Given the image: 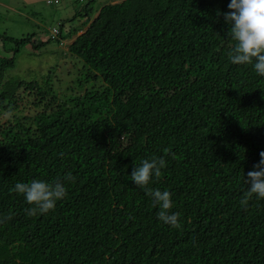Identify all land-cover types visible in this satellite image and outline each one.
<instances>
[{
	"label": "trees",
	"instance_id": "trees-1",
	"mask_svg": "<svg viewBox=\"0 0 264 264\" xmlns=\"http://www.w3.org/2000/svg\"><path fill=\"white\" fill-rule=\"evenodd\" d=\"M229 3L122 0L94 18L89 4L52 28L62 60L31 78L9 71L45 42L0 32V264H264V200L242 203L264 151V77L228 57ZM67 61L81 68L62 92ZM153 158L178 228L130 180ZM68 173L45 215L11 191Z\"/></svg>",
	"mask_w": 264,
	"mask_h": 264
},
{
	"label": "clouds",
	"instance_id": "clouds-1",
	"mask_svg": "<svg viewBox=\"0 0 264 264\" xmlns=\"http://www.w3.org/2000/svg\"><path fill=\"white\" fill-rule=\"evenodd\" d=\"M230 11L223 13V19L229 25L228 38L234 41L228 57L235 65H252L255 72L264 77V0H230ZM166 161L160 159H145L136 165L131 172L130 180L138 189L144 191L151 200L152 206L159 209L158 220L166 225L178 228L179 213H171L173 207L171 193L167 190L151 188L150 184L162 175ZM253 171L245 178L249 188L242 203L248 198L255 197L264 200V151L260 152V160L254 165ZM74 180L71 173L62 179L48 182L34 179L29 183L17 182L12 192L23 196L31 207L27 210L30 215H45L53 211L58 201L67 195L66 183Z\"/></svg>",
	"mask_w": 264,
	"mask_h": 264
},
{
	"label": "rangeland",
	"instance_id": "rangeland-1",
	"mask_svg": "<svg viewBox=\"0 0 264 264\" xmlns=\"http://www.w3.org/2000/svg\"><path fill=\"white\" fill-rule=\"evenodd\" d=\"M120 1L122 0H52V3H48V0H0V32L6 31L10 36L15 37L35 32L33 39L45 42L38 49L33 47V43H27L18 54L16 66L9 72L15 76L31 78L37 75H32V72H46L50 66H58V60H62L60 58L62 50L66 46H60L56 40L50 39L52 28L59 26L62 19L73 16L76 11L82 10L89 4L97 10L92 16L94 18L103 4ZM87 20L80 19L79 28L85 29L88 26ZM67 62L68 64L66 62L62 64L69 68L67 73L71 70L72 74L70 79L63 80L59 85V91L62 92L68 87V83L72 84L69 90L76 89L77 84L72 83V79L81 68L75 64L76 61ZM84 85L91 87L92 83L87 82Z\"/></svg>",
	"mask_w": 264,
	"mask_h": 264
},
{
	"label": "built area",
	"instance_id": "built-area-1",
	"mask_svg": "<svg viewBox=\"0 0 264 264\" xmlns=\"http://www.w3.org/2000/svg\"><path fill=\"white\" fill-rule=\"evenodd\" d=\"M55 32H56V30H55Z\"/></svg>",
	"mask_w": 264,
	"mask_h": 264
}]
</instances>
